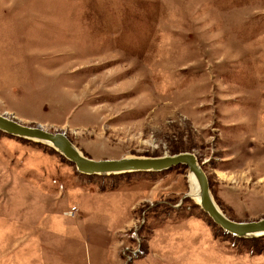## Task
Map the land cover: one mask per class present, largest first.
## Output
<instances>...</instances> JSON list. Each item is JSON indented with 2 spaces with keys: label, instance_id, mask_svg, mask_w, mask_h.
<instances>
[{
  "label": "rangeland",
  "instance_id": "374dc122",
  "mask_svg": "<svg viewBox=\"0 0 264 264\" xmlns=\"http://www.w3.org/2000/svg\"><path fill=\"white\" fill-rule=\"evenodd\" d=\"M0 112L94 158L193 151L229 217H263L264 0H0ZM189 178L88 174L0 128V264H264Z\"/></svg>",
  "mask_w": 264,
  "mask_h": 264
},
{
  "label": "water",
  "instance_id": "95a60500",
  "mask_svg": "<svg viewBox=\"0 0 264 264\" xmlns=\"http://www.w3.org/2000/svg\"><path fill=\"white\" fill-rule=\"evenodd\" d=\"M0 128L20 136L35 138L55 146L73 162L78 170L88 174H110L127 171H158L174 166L185 165L189 171L195 172L198 184L195 187L197 203L213 218L214 222L232 234L238 236H255L264 234V216L251 220H236L229 217L214 199L208 175L199 162L195 152L184 150L175 153L159 155H124L121 157L94 158L83 153L70 139L65 130H50L41 124H28L0 112ZM191 189L182 196H193Z\"/></svg>",
  "mask_w": 264,
  "mask_h": 264
},
{
  "label": "bare ground",
  "instance_id": "6f19581e",
  "mask_svg": "<svg viewBox=\"0 0 264 264\" xmlns=\"http://www.w3.org/2000/svg\"><path fill=\"white\" fill-rule=\"evenodd\" d=\"M189 175H190V178H189V179H190L191 192L194 193V191H195V187H196L197 184H198V178H197L195 172H193V171H189ZM194 198H195L198 202H200L199 197H198V196H195V193H194Z\"/></svg>",
  "mask_w": 264,
  "mask_h": 264
},
{
  "label": "built area",
  "instance_id": "2783aa9c",
  "mask_svg": "<svg viewBox=\"0 0 264 264\" xmlns=\"http://www.w3.org/2000/svg\"><path fill=\"white\" fill-rule=\"evenodd\" d=\"M75 209H76V208L74 207V208H72L70 211H75Z\"/></svg>",
  "mask_w": 264,
  "mask_h": 264
}]
</instances>
